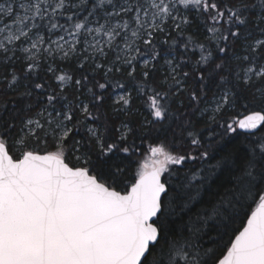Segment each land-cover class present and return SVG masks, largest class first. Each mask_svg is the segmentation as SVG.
Returning a JSON list of instances; mask_svg holds the SVG:
<instances>
[{"label": "snow or ice", "instance_id": "snow-or-ice-1", "mask_svg": "<svg viewBox=\"0 0 264 264\" xmlns=\"http://www.w3.org/2000/svg\"><path fill=\"white\" fill-rule=\"evenodd\" d=\"M0 264H264V0H0Z\"/></svg>", "mask_w": 264, "mask_h": 264}, {"label": "trees", "instance_id": "trees-1", "mask_svg": "<svg viewBox=\"0 0 264 264\" xmlns=\"http://www.w3.org/2000/svg\"><path fill=\"white\" fill-rule=\"evenodd\" d=\"M70 70V69H69ZM235 142V141H234ZM137 143L139 144V141H137ZM147 146H148V143L145 142L144 145L142 146V151L140 154H138L137 156H134L132 159H133V168H132V171L134 172L135 169L139 166V162L142 161L143 157L147 154ZM231 144H228V148H231ZM212 163H215V161L213 160ZM205 199H207V197H205ZM194 209L197 207V206H193Z\"/></svg>", "mask_w": 264, "mask_h": 264}]
</instances>
